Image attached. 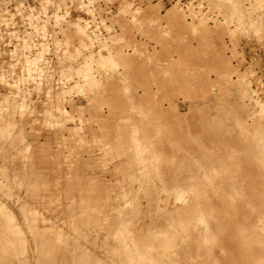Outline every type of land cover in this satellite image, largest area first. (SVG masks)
Returning <instances> with one entry per match:
<instances>
[{
  "label": "bare ground",
  "instance_id": "6f19581e",
  "mask_svg": "<svg viewBox=\"0 0 264 264\" xmlns=\"http://www.w3.org/2000/svg\"><path fill=\"white\" fill-rule=\"evenodd\" d=\"M98 3L0 2V263L264 264V108L251 115V142H229L227 154L223 136L213 139L203 184H166L157 144L135 133L111 136L115 146L96 151V174L77 183L80 161L63 157L64 135L81 129L84 112L101 120L128 75L106 70L124 52L113 50L112 16ZM116 101L108 118L127 113Z\"/></svg>",
  "mask_w": 264,
  "mask_h": 264
},
{
  "label": "rangeland",
  "instance_id": "374dc122",
  "mask_svg": "<svg viewBox=\"0 0 264 264\" xmlns=\"http://www.w3.org/2000/svg\"><path fill=\"white\" fill-rule=\"evenodd\" d=\"M132 1L99 0L97 6L110 10L115 26L113 50L124 52L114 55L106 70L125 69L128 75L113 86L115 98L104 103L101 120L75 114L84 124L64 135L61 153L65 158L74 153L73 161H80L77 183L86 186L97 171V149L115 146L111 136L148 134L157 144L162 170L169 173L166 184L182 183L179 177L203 184L213 139L221 134L220 152L228 154L227 143L247 144L256 136L251 115L264 108V8L255 12L247 0ZM0 2L12 5L13 0ZM121 21L124 32L116 25ZM117 96L127 113L108 118L106 106H115ZM256 118L263 119L264 113ZM79 138L78 146L71 143ZM107 155L112 158L114 152ZM110 167L109 162V172Z\"/></svg>",
  "mask_w": 264,
  "mask_h": 264
}]
</instances>
